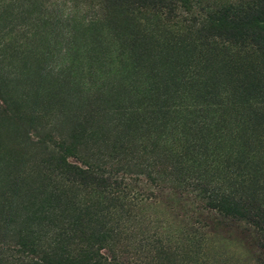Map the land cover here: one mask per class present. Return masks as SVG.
<instances>
[{"label":"rangeland","instance_id":"374dc122","mask_svg":"<svg viewBox=\"0 0 264 264\" xmlns=\"http://www.w3.org/2000/svg\"><path fill=\"white\" fill-rule=\"evenodd\" d=\"M251 1L0 0V264H264V14L201 23Z\"/></svg>","mask_w":264,"mask_h":264},{"label":"trees","instance_id":"16d2710c","mask_svg":"<svg viewBox=\"0 0 264 264\" xmlns=\"http://www.w3.org/2000/svg\"><path fill=\"white\" fill-rule=\"evenodd\" d=\"M263 2H258V1H251V5L250 2H235L234 4H230L227 6L222 7L221 9H218V11L215 13H213V16H208L206 19H202L201 23H205V25H207V27L211 26L213 29L215 30H219L216 37H222L223 34H228L227 37H224L225 41H227L228 43H238V44H244L248 41H252L251 38L258 36V33L256 32H252L250 34H247L245 32H242V28H240L238 25H241V22H237V21H232L230 20V22H232L233 24H231V26L225 30L226 27H223V24L226 22V20L230 17H233L236 13H244L246 14L247 12H249L250 14H264V0H262ZM258 2V3H257ZM245 3V4H243ZM170 7V5H169ZM255 20L256 17H254ZM217 21L219 25H215L213 23V21ZM211 22V24L209 23ZM200 23V24H201ZM233 28L235 29V31L233 32ZM213 30V31H215ZM221 32V33H220ZM215 36V35H214ZM260 41L263 40L261 42V45H264V35H261ZM258 45V44H257ZM49 153L50 156L56 159H59L61 156V147H57L56 145H51L49 146ZM65 170H68V173L79 178L80 180H86V181H90V180H98L95 179L96 176L100 175V171L99 168L97 166H93V165H86L84 164V168H80L77 167L75 165H66L65 164ZM109 177H112V174H108ZM198 182H202L204 179L202 177V175H200V177L198 179ZM116 184V183H114ZM117 186V185H115ZM123 196H121L122 198L124 197V194H122ZM127 198V197H126ZM133 198V197H132ZM223 206V205H222ZM50 209V208H49ZM259 212H260V219H261V224L264 226V207L263 208H258ZM53 217V216H51ZM79 223V219L76 223H69L68 221L66 222V224L64 223L62 228H60V230L58 231V233L56 234L57 237L61 236V237H67L68 234L71 232L73 234V229L76 227L75 225ZM79 225V224H78ZM106 231H110L109 229H106ZM93 233V231L89 234V236L91 237V234ZM104 237V236H103ZM102 238V236H101ZM50 239V238H49ZM81 245V244H80ZM75 251V252H74ZM72 252L73 255L70 254H66V257L60 258L58 260V262H53L52 264H68L70 262H79L82 261V258L85 257V259H91V255H90V251L89 248L84 245L82 247H79V249H76ZM59 256H61V254H57ZM62 257V256H61ZM45 259L48 258H42L40 261L45 262ZM114 263L111 262V260L109 259H103L101 257L98 258V261H94L93 264H117V262H115V259L113 260Z\"/></svg>","mask_w":264,"mask_h":264}]
</instances>
